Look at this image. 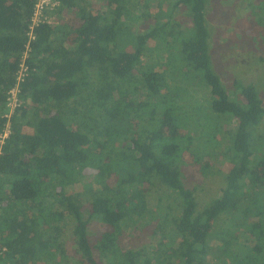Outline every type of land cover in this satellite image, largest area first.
<instances>
[{"label": "trees", "instance_id": "1", "mask_svg": "<svg viewBox=\"0 0 264 264\" xmlns=\"http://www.w3.org/2000/svg\"><path fill=\"white\" fill-rule=\"evenodd\" d=\"M166 1V18L138 29L136 12L149 0H59L56 19L37 25L27 47L36 0H0V139L10 124L0 153V264H264V99L255 83L235 81L238 103L213 70L206 0ZM181 6L187 24L169 19ZM22 61L29 69L19 80ZM187 70L201 73L206 107L185 104L191 86L177 83ZM205 111L211 118L202 120ZM213 113L236 119L223 143V127L208 126ZM185 115L209 147L187 134ZM220 143L229 167L199 207L184 160L218 157ZM92 218L105 226L95 242ZM153 221L166 249L123 247L126 229Z\"/></svg>", "mask_w": 264, "mask_h": 264}, {"label": "rangeland", "instance_id": "2", "mask_svg": "<svg viewBox=\"0 0 264 264\" xmlns=\"http://www.w3.org/2000/svg\"><path fill=\"white\" fill-rule=\"evenodd\" d=\"M95 2L96 0H91ZM150 4L147 11L141 13L136 12V28L145 29L154 24L156 17L166 18L165 12L168 13L170 9H166L167 6L172 4L166 0H149ZM184 6L173 9L172 17H169L170 21L174 19L181 24L188 23V16L185 12ZM205 15L209 28L210 39V59L213 70L220 76L221 82L224 85L230 98L235 99L238 103H241V92L235 87V81L237 83H255L260 92V96L264 99V0H206ZM136 34L135 32L133 35ZM179 48V46H177ZM173 45L169 48L164 46L159 47V50H146V54L155 57L159 53H171ZM151 61V59L149 60ZM159 69V64L156 65ZM183 81L178 82L181 84V91L191 86V93L185 101L186 105L196 106L200 103L206 107L209 99L208 91L203 85H201V73L195 70H187L181 72ZM180 77V78H181ZM188 85H187V84ZM176 83H172L173 90H178L179 86ZM198 90L197 92H195ZM240 94V95H238ZM235 95L240 99H236ZM243 97V96H242ZM202 108V111H204ZM200 113H201V109ZM214 114V113H213ZM187 118V134L191 133L194 140H198L201 137H205V131H201L197 122L191 119V116L185 115ZM216 116L212 122H208V126L212 130L216 124L223 127L222 131L217 133V137L221 143H223L222 136L225 135V131L228 128H232L236 124V119L226 118L228 114L222 115L215 113ZM211 118V115L205 111L202 115V120ZM197 119V114L195 115ZM227 119H229L227 121ZM264 128V120L259 124ZM209 137L206 136L202 142V147H209ZM220 143L217 153L224 149V146ZM200 151V149H199ZM198 151V153H199ZM218 157L209 156L199 160L201 156L193 155L189 152L184 160L182 172L183 180L185 184L194 189L198 206H203L214 196H217L221 185L225 179V173L229 167V162L224 155L218 153ZM202 155V154H201ZM80 188V186H79ZM144 188V187H143ZM142 188V189H143ZM82 190V186L80 188ZM141 188L140 191L145 192ZM156 189L147 185V192L152 194ZM170 202V200H168ZM87 203V202H86ZM87 205V204H86ZM150 205V200H149ZM152 206V205H150ZM218 226L224 228L225 226L220 224L218 220ZM156 222L153 221L149 228H138L137 225L125 230L122 238L123 247L133 246L132 248L138 249L142 246H146L151 249V252H155L159 246V242L163 249H166L164 241H161V235L158 234L156 238L152 236L150 230ZM222 223V222H221ZM71 225V224H70ZM70 225L64 233V237L74 255V250L69 244L72 239V230ZM104 225L96 218H92L89 223L90 239L95 242L102 231ZM235 234V233H234ZM158 238V239H157ZM157 240V241H156ZM70 251V250H69ZM95 252H97L95 250Z\"/></svg>", "mask_w": 264, "mask_h": 264}, {"label": "built area", "instance_id": "3", "mask_svg": "<svg viewBox=\"0 0 264 264\" xmlns=\"http://www.w3.org/2000/svg\"><path fill=\"white\" fill-rule=\"evenodd\" d=\"M59 5V0H36L33 8V13L30 18L29 26H28V43L32 39L35 38L34 29L40 23H50L57 17V7ZM28 65L25 62H21L20 68L18 70L17 79L21 80V78L28 73ZM17 86L11 89L10 96L8 97V105H9V112L6 116L10 117L11 113L13 112L14 107L16 106L17 97H16ZM10 132V124L7 122L4 132L1 134L2 138L0 139V153H1V145L3 143V139L8 136Z\"/></svg>", "mask_w": 264, "mask_h": 264}]
</instances>
